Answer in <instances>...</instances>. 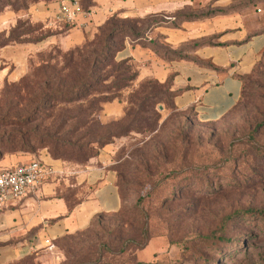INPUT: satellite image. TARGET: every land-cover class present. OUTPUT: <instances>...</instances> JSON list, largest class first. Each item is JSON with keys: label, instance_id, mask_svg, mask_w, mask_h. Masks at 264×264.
Returning <instances> with one entry per match:
<instances>
[{"label": "crops", "instance_id": "obj_1", "mask_svg": "<svg viewBox=\"0 0 264 264\" xmlns=\"http://www.w3.org/2000/svg\"><path fill=\"white\" fill-rule=\"evenodd\" d=\"M39 2L18 13L0 14V30L8 31L20 18L51 27L35 44L0 48V88L15 84L28 71V59L58 48L69 51L94 39L110 19L146 24L135 38L125 37L114 54L135 71L133 86L142 81L165 85L176 112L191 110L200 123H214L237 105L242 79L249 76L264 54V0H79L89 20L79 17L72 27L53 23L62 2ZM7 67V68H6ZM121 103L101 104L102 124L120 121ZM121 141L107 145L80 164L51 158L38 160L51 171L32 192L17 202L0 206V264L31 259L35 264H60L57 243L87 229L99 215L116 214L121 207L116 158ZM28 159L10 156L0 167Z\"/></svg>", "mask_w": 264, "mask_h": 264}, {"label": "rangeland", "instance_id": "obj_2", "mask_svg": "<svg viewBox=\"0 0 264 264\" xmlns=\"http://www.w3.org/2000/svg\"><path fill=\"white\" fill-rule=\"evenodd\" d=\"M5 3L0 0V14ZM18 20L13 38L34 29ZM5 36L6 30L0 40ZM7 64L0 59V68ZM6 86L0 88L1 114L17 96ZM150 93L169 107L164 91ZM127 94L120 97L124 108ZM28 99L16 109L26 108ZM168 107L148 104L139 116L147 124L134 126L145 130L112 143L121 141L123 214L102 215L61 240L62 263L68 257L80 264H264V60L237 107L217 122L200 123ZM43 151L18 156L38 160Z\"/></svg>", "mask_w": 264, "mask_h": 264}, {"label": "trees", "instance_id": "obj_3", "mask_svg": "<svg viewBox=\"0 0 264 264\" xmlns=\"http://www.w3.org/2000/svg\"><path fill=\"white\" fill-rule=\"evenodd\" d=\"M52 1L29 0L28 3L16 6L13 5L14 1L6 0V6L1 13L5 11L18 13L25 11L33 4ZM16 7L18 10H15ZM80 8L82 11L88 10L81 5ZM23 19L27 26H32L34 29H31L30 34H19L18 37L13 38L15 26L12 27L7 36L1 37L0 48L11 44L38 43L51 31V27L45 24ZM55 24L63 27L74 25ZM145 29V23L136 25L131 21H117L112 18L93 40L79 47L66 52L53 48L31 56L27 61L29 66L27 74L15 84L4 85L13 89L17 96H14L16 100L14 104L9 102V109L0 113V162L6 157L36 154L45 149L53 159L80 164L84 156H94L117 139L145 130L144 127L135 130L137 128L134 126L147 124L148 119L139 116L145 115V107L148 104L152 106L163 104L168 107L166 98L165 101L158 100L157 96L151 95L150 92L155 88L169 95L168 108L176 112L171 103L172 94L165 85L145 80L133 86L136 79L133 65L129 61L114 60V54L122 48L125 37H138ZM32 33L36 34L34 40L29 39ZM33 60L37 62L32 64ZM263 60L264 54L252 73L242 79L243 85L237 105L243 96L245 84ZM123 93H128L124 117L117 122L101 124L98 120L99 105L114 99L123 103L121 100ZM28 97L26 108L16 109L22 102L26 103L23 100ZM15 110L18 112L13 114ZM186 112L193 115L191 110ZM4 146L7 147L4 148ZM120 179L117 171V185L120 184ZM121 214L123 210L120 207L116 214L111 215L120 216ZM100 216L102 215L95 218L93 222ZM63 260L60 264H66L62 263ZM68 260V257H65L67 264H80L71 263ZM30 263H33L31 259H25L13 264Z\"/></svg>", "mask_w": 264, "mask_h": 264}, {"label": "built area", "instance_id": "obj_4", "mask_svg": "<svg viewBox=\"0 0 264 264\" xmlns=\"http://www.w3.org/2000/svg\"><path fill=\"white\" fill-rule=\"evenodd\" d=\"M79 17L89 20L92 12L82 11L79 0H69L60 3L53 23L71 25ZM50 175L51 171L39 160H31L10 169H0V206L19 201L28 192L34 191L44 177Z\"/></svg>", "mask_w": 264, "mask_h": 264}]
</instances>
